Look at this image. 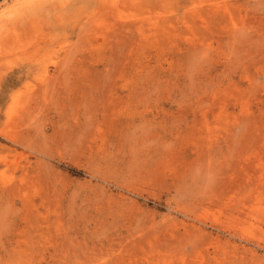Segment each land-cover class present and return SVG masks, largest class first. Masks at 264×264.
Here are the masks:
<instances>
[{"label":"rangeland","instance_id":"rangeland-1","mask_svg":"<svg viewBox=\"0 0 264 264\" xmlns=\"http://www.w3.org/2000/svg\"><path fill=\"white\" fill-rule=\"evenodd\" d=\"M0 264H264V0H0Z\"/></svg>","mask_w":264,"mask_h":264}]
</instances>
